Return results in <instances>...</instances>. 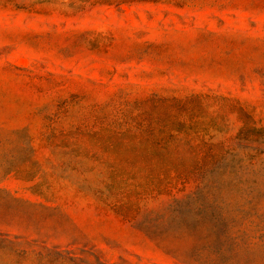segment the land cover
I'll use <instances>...</instances> for the list:
<instances>
[{
	"label": "rangeland",
	"instance_id": "rangeland-1",
	"mask_svg": "<svg viewBox=\"0 0 264 264\" xmlns=\"http://www.w3.org/2000/svg\"><path fill=\"white\" fill-rule=\"evenodd\" d=\"M0 264H264V0H0Z\"/></svg>",
	"mask_w": 264,
	"mask_h": 264
}]
</instances>
